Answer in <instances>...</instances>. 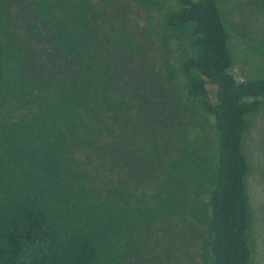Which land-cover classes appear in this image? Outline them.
Segmentation results:
<instances>
[{"label": "trees", "instance_id": "trees-1", "mask_svg": "<svg viewBox=\"0 0 264 264\" xmlns=\"http://www.w3.org/2000/svg\"><path fill=\"white\" fill-rule=\"evenodd\" d=\"M110 8L0 0V264H168L186 198L199 264H249L264 75L231 72L232 1Z\"/></svg>", "mask_w": 264, "mask_h": 264}, {"label": "rangeland", "instance_id": "rangeland-1", "mask_svg": "<svg viewBox=\"0 0 264 264\" xmlns=\"http://www.w3.org/2000/svg\"><path fill=\"white\" fill-rule=\"evenodd\" d=\"M232 29L230 50L233 57L232 74L237 80L264 75V10L260 0H231ZM128 0H111L114 15L122 17L123 6ZM141 23V12L133 16ZM117 20V19H116ZM244 150L249 162L246 175V192L250 209V263L264 264V114L248 118ZM189 198L180 212L169 221L154 225L151 239L154 249L168 246L171 250L168 264H199L197 249L198 227L188 215Z\"/></svg>", "mask_w": 264, "mask_h": 264}]
</instances>
